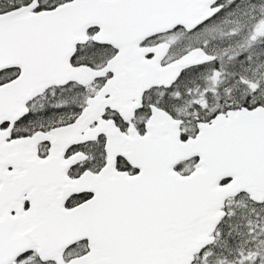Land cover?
Segmentation results:
<instances>
[{"label": "snow or ice", "instance_id": "1", "mask_svg": "<svg viewBox=\"0 0 264 264\" xmlns=\"http://www.w3.org/2000/svg\"><path fill=\"white\" fill-rule=\"evenodd\" d=\"M0 264H264V0H0Z\"/></svg>", "mask_w": 264, "mask_h": 264}]
</instances>
